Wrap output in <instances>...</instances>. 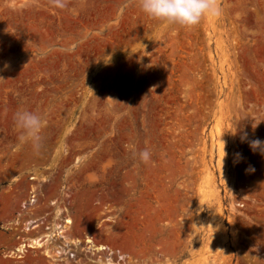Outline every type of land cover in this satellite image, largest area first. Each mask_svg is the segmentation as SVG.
<instances>
[{
    "label": "rangeland",
    "instance_id": "374dc122",
    "mask_svg": "<svg viewBox=\"0 0 264 264\" xmlns=\"http://www.w3.org/2000/svg\"><path fill=\"white\" fill-rule=\"evenodd\" d=\"M215 2L182 26L138 0H0V264L66 217L61 259L20 264H264V0ZM20 108L45 121L39 151Z\"/></svg>",
    "mask_w": 264,
    "mask_h": 264
},
{
    "label": "clouds",
    "instance_id": "9594fccd",
    "mask_svg": "<svg viewBox=\"0 0 264 264\" xmlns=\"http://www.w3.org/2000/svg\"><path fill=\"white\" fill-rule=\"evenodd\" d=\"M139 7L149 17L182 26H194L198 24L204 15L218 16L220 8L215 0H138ZM57 8L67 7V0H51ZM110 99V98H109ZM14 123L20 130L19 140L22 143H30L34 150L42 147L43 138L41 131L45 121L41 115L26 108H20L14 113ZM241 141L247 140V133L240 137ZM249 147L253 151H259L264 155V140L254 139L249 141ZM143 162H148L151 153L148 149L134 152ZM242 159L240 153L236 154V162ZM247 171H254L249 166Z\"/></svg>",
    "mask_w": 264,
    "mask_h": 264
},
{
    "label": "bare ground",
    "instance_id": "6f19581e",
    "mask_svg": "<svg viewBox=\"0 0 264 264\" xmlns=\"http://www.w3.org/2000/svg\"><path fill=\"white\" fill-rule=\"evenodd\" d=\"M220 136V134L218 133V137ZM216 137H217V134H216ZM217 147V146H216ZM218 153L220 154L221 153V149H222V144H221V141L218 140ZM219 156V155H218ZM33 222V220H29L28 222H26L28 225L31 224ZM65 224H56L54 226V229L56 228L57 232L54 231V229H52L49 233H44V234H41V236L37 235L35 237H28V238H24L23 240H21L17 245H15L14 247L10 248L8 251H6L5 255L4 256H7V257H10L12 259H14V263L16 264H20L23 260H21L20 258H23L24 254L26 251H28V248H43V253L46 254L47 257H49L50 259L52 258L53 259V249L54 247L51 245V246H48L49 244H46L47 241L52 238L54 235L55 237H61L63 238V242L66 246H68V242H69V239L68 237L65 235L67 233H64V228L67 226L66 224H70L72 223V220L68 217L65 218ZM25 223V224H26ZM71 226V224H70ZM35 227V226H34ZM26 229H30V226H25ZM46 228V227H45ZM47 229V228H46ZM28 231V230H27ZM68 231V228L67 230ZM70 234V233H69ZM46 237V238H44ZM85 237V236H84ZM67 239V240H65ZM72 239H75V238H72ZM72 239H71V243H72ZM77 239V238H76ZM79 239V238H78ZM83 239V238H82ZM53 241V240H52ZM74 242H77V240H73ZM87 241L90 243V246L89 248H91L90 252L92 254L94 253H100V252H106L105 254V259L107 257V261H111L112 259V254L115 252L110 246L108 245H105V244H102V243H97V241H95L94 239H91L90 236H87ZM54 242V241H53ZM61 243V242H60ZM70 243V245L72 246V244ZM76 244V243H73V245ZM69 245V247H70ZM79 245V244H77ZM65 246V248H66ZM84 248V247H83ZM60 249H63L60 248ZM68 249V248H67ZM70 249V248H69ZM63 251V250H62ZM85 251H86V248H85ZM117 251V250H116ZM64 252L66 253L67 250L65 249ZM69 253H70V250H69ZM68 253V254H69ZM127 256V254H123V253H118V257L120 260H124L125 257ZM99 257V256H98ZM49 259V260H50ZM61 259V258H59ZM26 260V258L24 259ZM52 264H55L53 263L54 261H52ZM92 260V259H90ZM95 260V259H94ZM102 261V260H100ZM105 260H103V263H104ZM50 262V261H49ZM111 263V262H109ZM120 264V263H118Z\"/></svg>",
    "mask_w": 264,
    "mask_h": 264
},
{
    "label": "built area",
    "instance_id": "2783aa9c",
    "mask_svg": "<svg viewBox=\"0 0 264 264\" xmlns=\"http://www.w3.org/2000/svg\"><path fill=\"white\" fill-rule=\"evenodd\" d=\"M37 197L35 196V195H33V196H31V198L30 199H28V200H24V201H22V203H21V207H22V209H26V208H30V205H35V206H38L39 204L37 203ZM34 206V207H35ZM87 236H90V238L91 239H93V235H85V237H84V244L83 245H85V247H86V249L87 250H91V248H89V246H90V243L87 241ZM55 237V235L52 237V238H50L49 240H51L49 243L51 244L52 243V240H53V238ZM77 240V242L78 243H81V240H79L78 238L76 239ZM54 241V240H53ZM54 249H53V259H56V260H58L59 258H61V255H62V250L60 249V245L59 244H55L54 246ZM84 247V248H85ZM30 248V247H29ZM29 250V249H28ZM27 252L28 251H26L25 252V254H24V256L25 255H27ZM45 254V253H44ZM73 254V253H72ZM23 256V257H24ZM45 256H46V254H45ZM33 260H36V259H33ZM35 262L34 261H32L30 264H34Z\"/></svg>",
    "mask_w": 264,
    "mask_h": 264
}]
</instances>
